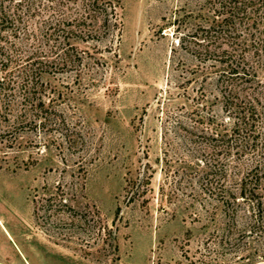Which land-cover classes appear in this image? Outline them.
<instances>
[{"label": "rangeland", "instance_id": "obj_1", "mask_svg": "<svg viewBox=\"0 0 264 264\" xmlns=\"http://www.w3.org/2000/svg\"><path fill=\"white\" fill-rule=\"evenodd\" d=\"M206 6L121 0L98 48L79 44L91 54L67 129L0 150V264H264V206L252 230L245 203L222 223L208 213L203 176L220 163L205 127L223 114L187 35Z\"/></svg>", "mask_w": 264, "mask_h": 264}, {"label": "trees", "instance_id": "obj_2", "mask_svg": "<svg viewBox=\"0 0 264 264\" xmlns=\"http://www.w3.org/2000/svg\"><path fill=\"white\" fill-rule=\"evenodd\" d=\"M205 3L203 22L187 35L198 40L190 50L203 80L216 74L223 117L207 116L205 147L220 164L206 168L202 185L214 199L211 218H234L245 203L252 230L264 206V0ZM120 8L121 0H0V150L24 145V132L62 133L73 67L89 64Z\"/></svg>", "mask_w": 264, "mask_h": 264}]
</instances>
